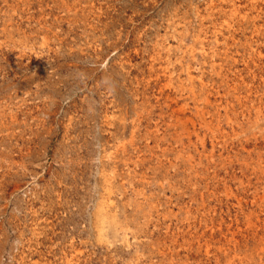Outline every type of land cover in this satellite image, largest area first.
<instances>
[{
    "label": "rangeland",
    "instance_id": "374dc122",
    "mask_svg": "<svg viewBox=\"0 0 264 264\" xmlns=\"http://www.w3.org/2000/svg\"><path fill=\"white\" fill-rule=\"evenodd\" d=\"M0 264H264V0H0Z\"/></svg>",
    "mask_w": 264,
    "mask_h": 264
}]
</instances>
